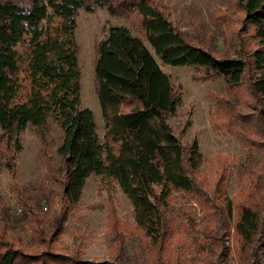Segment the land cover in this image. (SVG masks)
I'll list each match as a JSON object with an SVG mask.
<instances>
[{
  "label": "trees",
  "instance_id": "16d2710c",
  "mask_svg": "<svg viewBox=\"0 0 264 264\" xmlns=\"http://www.w3.org/2000/svg\"><path fill=\"white\" fill-rule=\"evenodd\" d=\"M233 1L254 45L244 53L215 55L187 40L152 0H0V167L13 180L10 189L18 208L14 212L0 193V264H189L169 248L186 246L192 239L190 227L176 221L181 213L177 208L174 215V193L212 210L205 220L216 215V232L229 227L234 207L220 190L223 176L211 186V196L219 201L213 207L205 183L194 177L203 162L197 142L183 144L167 122L180 94L154 57L163 65L193 67L192 77L199 81L223 78L237 107L246 110L228 107L221 126L211 117L228 105L217 103L210 117L212 130L231 134L264 155V0ZM94 7L110 15L132 13L140 31L135 35L124 25H112L96 45L92 73L103 122L101 140L92 112L80 105L74 40L77 10ZM227 37L238 44L244 38ZM52 123L60 131L53 156L45 139ZM28 126L40 139L47 174L39 195L15 182L19 135ZM91 175L104 185L116 184L127 198L144 237L141 262L130 261L128 242L116 236L118 257L110 262L87 260L78 250L61 248L64 225ZM257 179L253 187L259 190L264 178ZM260 200L235 205L233 230L250 264H264V192ZM180 211L186 222L187 213ZM19 226L28 230L29 238ZM178 232L183 243L172 240ZM209 243L200 249L208 252Z\"/></svg>",
  "mask_w": 264,
  "mask_h": 264
},
{
  "label": "rangeland",
  "instance_id": "374dc122",
  "mask_svg": "<svg viewBox=\"0 0 264 264\" xmlns=\"http://www.w3.org/2000/svg\"><path fill=\"white\" fill-rule=\"evenodd\" d=\"M152 1L160 6L168 20L187 40L207 48L215 55L236 51L244 53L254 45V40L247 38L249 35L240 24L241 12L233 0ZM75 20L74 40L77 45L80 105L92 112L97 135L101 140L103 122L93 91L92 73L96 45L105 37L108 27L112 25H124L135 35H140V31L132 13L128 16L110 15L102 7H94L92 11L78 9ZM227 36L244 38L242 43L238 44L235 42L236 39L232 41ZM148 49L153 54L150 47ZM154 58L160 69L168 74L173 88L180 94L179 102L167 118L171 131L183 144L195 140L202 155L203 162L194 177L205 183L203 188L211 199V206L215 207L219 201L215 195L211 196L210 190L215 180L222 175L220 190L232 200L234 207L229 227L219 233L216 232V215L209 217L208 223L205 220V216L209 213L211 215L212 210L205 211L194 200L174 193L171 196L174 215L178 214L177 208L179 214L181 213L176 217V221L178 224L181 223L180 226L190 227L192 232L188 236H192V239L186 246L183 244L176 248L173 244L169 248L178 252L181 261L190 262L189 264H220L217 262L221 249V264L245 262L250 264L251 257L239 251L240 243L233 230L235 205L237 202L261 203L260 196L264 192V183L262 181L263 188L259 190L253 186L258 184V176L264 178V155L261 150L244 145L245 143L231 134L212 130L211 119H215L222 126L225 123L223 117L227 108L239 106L235 94L230 93L223 78L199 81L192 77L195 74L193 67L163 65L158 58ZM217 103L228 105L221 106L222 112H219L218 117L215 112L213 113ZM238 109L246 110L240 107ZM59 135L60 131L55 124H50L45 139L49 143L48 151L51 156ZM19 138L22 149L18 154L15 182L39 195V187L47 181L40 154L42 148L40 139L29 126L20 133ZM12 183L13 180L7 171L0 167V193L9 201L13 211L18 212L15 196L10 189ZM52 191L56 192L57 187L53 186ZM52 197L54 203H57L56 195L53 194ZM41 203L44 204L43 201ZM131 210L127 198L116 184L110 182L104 185L102 182L99 183L97 176H89L64 225L65 232L60 239L61 248L68 253L78 250L81 258L87 260L110 262L118 257L116 236L119 239L123 238V242H128L126 254L130 261L141 262L142 255L139 251L144 237L133 222ZM180 210L187 213L189 218L186 222ZM206 212L209 213L205 214ZM19 230L25 238H29V232L25 227L19 226ZM208 236L210 239H205ZM172 240L175 243H183L179 232L172 236ZM207 242H210L208 252L205 249L202 251L200 248L202 246L206 248Z\"/></svg>",
  "mask_w": 264,
  "mask_h": 264
}]
</instances>
